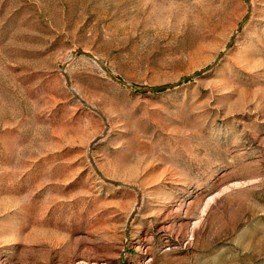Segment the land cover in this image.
Returning <instances> with one entry per match:
<instances>
[{
	"label": "rangeland",
	"instance_id": "rangeland-1",
	"mask_svg": "<svg viewBox=\"0 0 264 264\" xmlns=\"http://www.w3.org/2000/svg\"><path fill=\"white\" fill-rule=\"evenodd\" d=\"M0 264H264V0H0Z\"/></svg>",
	"mask_w": 264,
	"mask_h": 264
},
{
	"label": "water",
	"instance_id": "water-1",
	"mask_svg": "<svg viewBox=\"0 0 264 264\" xmlns=\"http://www.w3.org/2000/svg\"><path fill=\"white\" fill-rule=\"evenodd\" d=\"M80 55H85V56H89L90 58H92L97 64L100 65V67L102 68V70L107 73L113 80L119 82L120 84H124L123 81H121L120 79H118L117 77H115L114 75H112V73L109 71V69H107L105 66H103L99 60L94 57L91 53L87 52V51H83V50H79L77 52L74 53V57H78ZM63 73L65 74L66 78H67V81L69 82V78L68 76L66 75V72H65V68L63 69ZM202 72H199L196 74V76H199ZM69 85L71 86V84L69 83ZM174 86V85H173ZM172 86H162V87H156V88H140L138 91H142V92H157V91H161V90H166V89H169L171 88ZM71 90L73 92V94L78 97L84 104L87 105V103L85 101H83V99H81V97H79V95L77 94V92L71 87ZM88 107L91 109V110H94L96 111L95 109H93L91 106L88 105ZM100 139H96V141L94 142H97L99 141ZM92 160V158H91ZM93 163V161H92ZM95 169L96 168V165L93 163ZM99 176L106 182L110 183V184H113V185H120L117 181H113V180H110V179H107L104 175H102L101 173H99Z\"/></svg>",
	"mask_w": 264,
	"mask_h": 264
}]
</instances>
